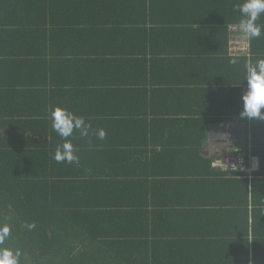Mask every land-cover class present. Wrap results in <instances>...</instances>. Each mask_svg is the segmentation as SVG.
<instances>
[{"label": "trees", "instance_id": "16d2710c", "mask_svg": "<svg viewBox=\"0 0 264 264\" xmlns=\"http://www.w3.org/2000/svg\"><path fill=\"white\" fill-rule=\"evenodd\" d=\"M75 1L86 3V0ZM38 2L0 0V225L10 226L11 235L6 243L21 249V264H161L170 255L178 256L180 250L171 247L170 252L166 241V247L156 246L153 250L145 243L147 234L141 228L150 227L153 221L157 224V216L150 209L156 203L123 196H135L145 188L142 184H148L150 190L151 184L165 183L166 187L171 186L170 191H182L192 183L193 177L199 176L197 171L187 175L181 168L189 160L196 166L204 165L203 175L213 187V179L217 180L218 176L238 177L212 169L218 154L207 158L201 155L209 139L208 129L228 124L236 117L246 121L251 133L244 148L238 150L249 148L250 154L259 158V172L251 180L245 179L251 181L254 220L258 225L264 223L260 210L264 198V150L255 137L256 119L249 121L240 116L243 89L232 91L233 95L219 91L217 86H230V77L223 81L212 74L200 93L191 90L198 88L199 83L185 78L172 77L164 84L152 70L155 61L142 59L140 67L134 58L127 60L128 69L120 72V78L116 77L120 81L130 79L129 82L114 81L111 85L115 89L110 91V84H98L96 78L90 79L91 74L82 73L85 65H94L93 57H103L87 51L85 40L77 51V43L71 49L73 41L55 43L59 35L54 28L50 31L47 26L42 27L43 33L38 20L37 31H32L31 20L17 28L9 26L7 22L14 14L27 13L29 8L38 7L35 5ZM42 2L49 9L55 0ZM239 21L240 14L237 20H232L234 25L228 26L230 58H233L232 27L237 28L239 35L244 33ZM43 34L49 43L48 51L56 49L57 53V59L50 65L40 62L41 53L35 48L12 51L11 45H18L17 40L22 36ZM262 35L248 39L249 55L238 57L243 70L253 53L262 51H255L256 41ZM66 36L81 40L85 35L77 30L76 36L68 32ZM114 36L116 40L118 33ZM116 57L122 59L120 52ZM120 60L115 65H121ZM176 60L163 64L159 61L157 68L180 65ZM100 62L97 60L96 64ZM136 70L147 72L134 75L138 73ZM234 98L235 103L229 106L228 101ZM56 105L83 116L92 125L89 137H80L77 132L70 138L79 156L78 164L57 163L52 159L61 143L49 121V111ZM115 117L121 119L114 122ZM106 123L110 126L104 127ZM134 125L143 133L130 144L141 149L140 158L146 161L140 171L122 172L116 167L119 161L110 159L104 149L109 148L112 127L128 130ZM99 129L106 132L103 140L94 134ZM216 143L224 149H234L228 140L220 138ZM165 164H174V171L156 167ZM26 222H35L36 228L29 231L24 227Z\"/></svg>", "mask_w": 264, "mask_h": 264}, {"label": "crops", "instance_id": "0c3cea01", "mask_svg": "<svg viewBox=\"0 0 264 264\" xmlns=\"http://www.w3.org/2000/svg\"><path fill=\"white\" fill-rule=\"evenodd\" d=\"M42 3L40 0L35 4L38 7L32 10L29 8L27 13L17 12L7 23L17 28L31 20L32 31H37L35 21L38 20L43 33L42 27L47 26L50 31L54 28L56 35H59L56 36L55 43L73 41L70 44L72 50L77 43L78 51L81 41L85 40L87 51L92 50L93 55L103 54V57H93L94 65H85L82 73L86 76L91 74L90 79L94 81L96 78L98 84H110V91L115 89L111 84L119 80L120 72L128 69L127 60L134 58L140 67L142 59L155 61V68L152 70L159 77L158 81L164 84L172 80V77L199 83L198 88L191 89L198 93L204 91L206 80L212 77L210 74L223 81L230 77V86H217L219 91L231 94L246 86V69L243 70L242 65L230 64L228 55V26L234 25L232 20L238 18L239 12L234 9L241 0H86V3L55 0L53 8L49 9L47 4ZM257 23L264 26V15ZM77 30L80 35H85L81 40L66 36L67 32L76 36ZM58 32L61 34H57ZM114 33H118L116 40ZM262 36L256 41L255 50L262 51L253 53L248 64L254 63L255 58H264V35ZM25 37L17 40L18 45H11L12 51L17 53L35 48L41 53L40 62L46 61L49 65L57 59L56 49L48 51L49 43L44 34ZM21 43L24 45L21 46ZM117 52L121 54V65H115L119 61ZM66 59L69 60L68 57ZM173 59H177L180 65L157 68L159 61L163 64V61L169 63ZM97 60L101 62L96 64ZM183 61L185 63L181 67ZM143 73L138 71L134 75ZM129 80L122 78L118 82ZM235 101V98L228 101L231 102L229 106H233ZM119 119L121 118H113L114 122ZM256 121L255 137L260 143L259 147L262 145L264 150V121ZM109 126L106 123L104 127ZM208 131L209 139L201 154L204 158L243 149L246 140L251 137L246 121L237 117L218 128L212 126ZM142 133L135 125L128 130L112 127L108 136L109 148L104 149L107 151L104 153H109L110 159L119 161L116 167L120 171H140L144 167L143 162L146 160L142 162L140 158L141 149L130 144L139 140ZM220 138L227 139L234 145V149L222 148V145L216 143ZM180 166L187 175L191 176L196 171L199 175L193 177L190 180L192 183L182 191H170L171 186L168 185V189L165 183L151 184L150 190L148 184H142L145 188L141 192L137 191L135 196H123L156 203L150 209L155 213L153 216H157V224H153V221L150 227L141 228L147 234L145 243H149L153 250L156 246L166 247V241L170 252L171 247L180 250L176 253L178 256L170 255L167 262L165 260L161 264H264V223L258 225L254 220L251 181L241 177L218 176L217 180L213 179V187L203 175L204 165L196 166L189 160ZM156 167L158 170L167 167L174 171V164Z\"/></svg>", "mask_w": 264, "mask_h": 264}, {"label": "clouds", "instance_id": "9594fccd", "mask_svg": "<svg viewBox=\"0 0 264 264\" xmlns=\"http://www.w3.org/2000/svg\"><path fill=\"white\" fill-rule=\"evenodd\" d=\"M235 11L240 14L239 27L245 36L251 40L258 38L264 33V26L257 23L264 15V0H241L235 6ZM238 58H230L229 63L238 64ZM246 86L241 94L242 109L241 118L259 119L264 121V58L257 59L254 63L246 65L245 80ZM49 121L52 131L60 138L52 159L57 163H79V156L74 150L71 139L75 133L80 137H89L92 125L86 122L83 116L75 112L56 105L49 111ZM98 139L106 137L104 129H99L94 133ZM24 227L29 231L36 228L35 222H26ZM11 235V228L7 224L0 225V264H21L23 255L21 249L12 248L7 245Z\"/></svg>", "mask_w": 264, "mask_h": 264}, {"label": "built area", "instance_id": "2783aa9c", "mask_svg": "<svg viewBox=\"0 0 264 264\" xmlns=\"http://www.w3.org/2000/svg\"><path fill=\"white\" fill-rule=\"evenodd\" d=\"M230 54L232 57H245L249 55V42L245 34H238L237 28L232 27L230 39ZM214 171L236 175L241 178L251 180L259 172V158L250 154L247 150H237L233 152H221L218 154L211 165ZM261 214L264 215V198L261 200Z\"/></svg>", "mask_w": 264, "mask_h": 264}, {"label": "water", "instance_id": "95a60500", "mask_svg": "<svg viewBox=\"0 0 264 264\" xmlns=\"http://www.w3.org/2000/svg\"><path fill=\"white\" fill-rule=\"evenodd\" d=\"M224 140H225V139H224ZM225 141H227V139H226Z\"/></svg>", "mask_w": 264, "mask_h": 264}]
</instances>
